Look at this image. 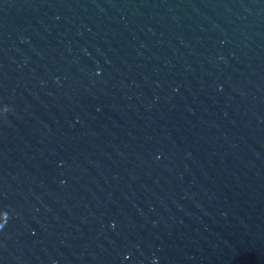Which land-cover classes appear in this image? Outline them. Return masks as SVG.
Returning <instances> with one entry per match:
<instances>
[{
    "label": "water",
    "instance_id": "1",
    "mask_svg": "<svg viewBox=\"0 0 264 264\" xmlns=\"http://www.w3.org/2000/svg\"><path fill=\"white\" fill-rule=\"evenodd\" d=\"M0 264H264V0H0Z\"/></svg>",
    "mask_w": 264,
    "mask_h": 264
}]
</instances>
